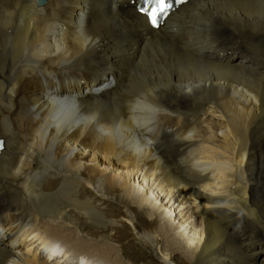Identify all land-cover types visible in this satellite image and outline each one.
<instances>
[{
  "label": "bare ground",
  "instance_id": "1",
  "mask_svg": "<svg viewBox=\"0 0 264 264\" xmlns=\"http://www.w3.org/2000/svg\"><path fill=\"white\" fill-rule=\"evenodd\" d=\"M37 7L35 0H0V39L13 25L17 35L11 54L0 55V264H50L38 261L43 254L44 261L58 255L54 263L71 259L85 264L84 254L93 264H124L113 245L91 243L77 232L73 212L66 208L72 203L109 220L107 205L79 197L83 181L105 197L116 196L127 207L117 213L124 218L131 209L156 216L149 222L163 246L150 234L141 236L155 254V244L162 246L163 263L171 264L165 258L182 250L194 264H230L223 253L227 246L243 264H264L263 238L248 227L243 233L239 219L264 208V139L252 134L260 120L264 130V60L253 54L256 66L239 53L248 49V41L255 47L258 42L256 48L264 51V0H188L156 30L148 28L129 0H47ZM35 11L45 17L37 20ZM241 18L247 25H238ZM160 45L170 47L166 56L179 67H203L209 73L173 96L146 85L129 89L136 67L150 48ZM218 49L223 55L215 53ZM37 65L45 78L36 73L20 82L21 73ZM68 68L78 69V75L66 78ZM214 72L224 77L210 74ZM83 73L103 78L97 86H87L78 80L88 77ZM232 74L249 76L251 82L227 81L234 80ZM114 79L118 87L110 92L107 84ZM149 90L167 109L149 136L152 146L133 148L98 133L101 124L126 120L128 102ZM169 148L178 150L179 160L164 156ZM56 169L58 183L43 190L45 173ZM131 179L139 183L134 186ZM189 200L196 210L191 203L185 206ZM162 208L165 217L169 214L165 222L157 220ZM176 211L180 219L195 212L178 225L188 220L192 225L195 219L199 237L194 245L173 236L168 224ZM214 211H220L218 217ZM43 215L60 226L42 222ZM57 242L67 249L57 251ZM29 246L44 252L37 248L29 256ZM137 260L129 264H139Z\"/></svg>",
  "mask_w": 264,
  "mask_h": 264
},
{
  "label": "rangeland",
  "instance_id": "2",
  "mask_svg": "<svg viewBox=\"0 0 264 264\" xmlns=\"http://www.w3.org/2000/svg\"><path fill=\"white\" fill-rule=\"evenodd\" d=\"M209 2L211 3L212 0H209ZM45 5H46V3L44 5H42V7ZM42 7L38 6L37 8H42ZM36 14H40V15H37V20H41L43 17H45V15H44L45 13H42V12L39 13V11H35V15ZM238 22H239L238 23L239 26H241V24H242V26L247 25L244 23L245 21L243 20V18L239 19ZM250 24L254 25V23H250ZM5 31H6V28L4 29V32ZM3 34H2V36H3ZM14 34H15V32H14ZM14 37L17 39V35H14ZM10 41L11 40L5 41L1 37V39H0V42H1L0 43V55H1V53L2 54H4V53L11 54L12 48L9 49L8 46H6L7 43H8L7 45L10 46ZM15 42H16V40H15ZM257 43H256V47L259 46V43L258 44ZM13 44L15 45L14 39H12V46H13ZM247 44H248V49H245V50L240 49V51H239V53H242L245 56L244 58L246 60L252 61L253 63L256 64V61L253 58V54H255L257 57L264 60V57H263L264 51L259 50L258 48H256L254 46V44H250L249 41L247 42ZM263 44H264V42L260 45V47H262ZM166 46L167 45L154 46V47L149 49V52L147 54L148 56H146V58L144 59L145 63L143 62L140 67H136L135 72H133L131 78L129 79V83H128L129 89H135L137 87H142V86L144 87L146 85L155 91L159 90L158 92H160V93H163L165 95L170 94L169 96H173V95H175V92H176L175 90H177L179 88L186 87L190 84H193V82L194 83L198 82L199 78H201L203 76L204 72L205 73L208 72V70L207 69L205 70L203 67H183L181 65L179 67L178 64L174 63L172 60H170L166 56L167 53L170 51V47L169 46L166 47ZM17 48L19 51H21V47H19L17 45ZM229 48L234 50L235 47H229ZM252 50H254L255 52H253ZM258 50H259V53H258ZM150 54H151V56H150ZM5 61L7 63L10 62L7 58ZM1 63H2V61L0 60V64ZM256 66H257V64H256ZM33 68L34 67H29L30 70ZM35 68H37V67H35ZM175 69H177L178 71ZM30 70H28V68H27L24 71L25 73L24 72H23V74L21 73V79L22 80L25 79L29 75L28 72ZM174 71L176 73H174ZM184 71H185L186 76L184 74ZM78 72H79L78 69L68 68L64 71V76L72 78V77H75L76 75H78ZM27 73H28V75H27ZM68 73H69V75H68ZM141 73H142V75L144 73V75L143 76L140 75ZM83 74L88 76V77H83V79L78 77L79 81H83V80L89 81L90 80L89 77H91V79L93 77L95 79H97L95 77L97 75H95V74H87V73H83ZM210 74H212L214 76L222 77V78L224 77L223 74H217L216 72L210 73ZM135 76L136 77L138 76V77L135 78ZM232 76L234 77L233 78L234 80H227V81L243 83V82H246V80H247L248 82H251V77H249V76H245L247 79L244 78V76L238 75V74H232ZM101 78H103V77L99 76L98 80ZM141 78L144 80H141ZM235 80H237V81H235ZM91 82L92 81H90V83ZM133 85H135L136 87ZM117 87H118V83H117V80H115V85H114L113 89H115ZM237 88H240V86H238ZM235 95H237L236 96L237 98H240L239 94H235ZM233 111H235V113H238L237 110H235V109L234 110L232 109L231 113H234ZM208 118H209V116H208ZM217 119H218L217 116L214 115L213 120H215L217 122ZM262 121L263 120H260V121H258L259 123L258 122L256 123V132L252 133L254 136L257 137L256 139H258V141H261L262 139H264V133H263L264 130H263V127H261V123H260ZM207 129L212 131L211 128H207ZM217 129L218 128H216V132H217ZM175 150H177V149L169 148L163 154L169 160H179V158H180L179 152H178V150L177 151H175ZM57 169H59V168H57ZM57 169L51 171V174H53V175L50 174V171L45 173V176L42 178V181H41V188L43 190H50V189L54 188L55 184L58 183V181H59L58 175L60 174V171H57ZM263 169H264V167H263ZM138 181L139 180L135 181V180L131 179V183L134 184V186H136L137 183H139ZM115 193H117V192H115ZM78 195L81 198L88 197L90 199H96V204L102 208H105L107 205L108 207L106 209H107V216L109 219L108 221L103 222L101 219H99L95 215L91 214L88 210H85L80 205H74L72 203L71 206L66 207V208L73 212L71 218L77 222L78 227L80 228L77 230V232H79L80 237L82 236L85 240H87L91 243H93V242L94 243L95 242L96 243H109L111 246L113 245L114 248L113 247L112 248L115 250V252L119 253V256L121 258L125 259L124 264H129V262H131L133 260L136 261L137 259H139V260H137V262L139 264H152V263H154V264H166V263L162 262V259L165 257L164 254L166 253V252L162 253L163 252L162 251L163 245L161 244V238L162 237L158 236L155 225L151 224L149 222V220L151 218L156 217L155 215L151 216V214L149 212H143V211H140V212L138 211L135 213L131 209V210H128L130 212L129 214L127 213L128 216L126 215L127 216L126 218L129 217V219H126V218H124L123 214H121V215L117 214L119 210H122V212H123L127 209V207L123 204L121 205L119 203V201L117 200L116 196L105 197V195H103V192L96 191L94 188H92L89 184H87L84 181L82 182V185L78 189ZM189 201L186 203L185 206L189 207V203L192 202V201H190V202ZM195 205H196L195 203H193V204L191 203L190 207L196 210ZM166 209H168V207ZM172 209H173V207H172ZM164 211L165 210H163V208L158 210V212L160 213V217L157 218L158 221L161 220V222H165L166 219H168L169 214L165 217ZM177 211L172 213V217H171V221H170V223H172V224L171 225L168 224L170 226V230L172 233H174L173 236L175 238L179 239L182 244L187 245V246L188 245H194V243H196V241H197V238L199 237L198 230L194 226L195 219H192V220H194L192 222V225H190V224L187 225L189 220L184 222L183 226H181V228H178V225H180L184 221V219L187 217V215L192 216V217L195 216V212L193 211L192 214H186V216L184 218L180 219L181 216L176 215ZM255 211L256 212H254V214H252L251 216L246 215V216H242L239 218L240 223L242 222V224H243V227L240 230H242V232L245 233L246 227H248L250 229L251 233H253L255 236H257L259 240H261L262 238L264 240V208L261 209L259 207ZM190 212H191V210H190ZM113 216H116V217H113ZM173 219H174V221H173ZM41 220H42V222L47 221V220L48 221L51 220L53 222V224H55L56 226H60V223L58 221L56 222V221L52 220L47 215L41 216ZM252 220H254L253 225H251ZM110 221H113L114 224H111ZM62 222H64V221H61V223ZM192 230H195V231H192ZM194 232H196V233H194ZM104 234H106L108 236L110 235L114 239L112 241H108L107 239H104L102 237ZM141 234L142 235L143 234H150L153 237H155V239H158L160 241V244L162 246L159 243L155 244L156 254H155V251L152 249V247H150V244L144 240V238L141 236ZM77 235H78V233H77ZM190 237L195 238V239L190 240L189 239ZM62 243L63 242H61V243L57 242V246H56L57 251L62 250V252H64L65 250H63V249H67L66 245H64L65 243H63L64 246L62 245ZM25 244L27 245V242ZM32 248H36V246H29L30 251L28 253H26L29 256H31V254H33V252L35 254L36 250H33ZM23 249H24V247H23ZM37 250H38V252H40V250L42 252H44V250L41 248H38ZM68 253H70V251H67V259L69 257H72ZM141 253H144L143 257H140ZM223 253H224V255L226 254L225 256L228 259V261L230 262V264H243L242 257L240 258V254L238 252H236L233 248L225 246ZM162 254L164 255V257ZM82 255H83V260H84L85 264H93V260H94L93 258H90L84 254H82ZM57 256L58 255H55V256H53V258L48 259V261L47 260L44 261V258H46V257L43 254V255H41L40 258H38V261L49 262L50 264H60V263H54L55 260H53V259ZM173 256L174 257H171V258H165V260H168V262L171 264H179V263L180 264H194L193 261L188 260L187 257H186L187 259L184 258V255L182 254V250H176L175 253L173 254ZM69 264H76V263L70 259ZM203 264H205V263H203Z\"/></svg>",
  "mask_w": 264,
  "mask_h": 264
},
{
  "label": "clouds",
  "instance_id": "3",
  "mask_svg": "<svg viewBox=\"0 0 264 264\" xmlns=\"http://www.w3.org/2000/svg\"><path fill=\"white\" fill-rule=\"evenodd\" d=\"M127 108L126 120L115 124H101L97 128L98 133L111 142H130L133 148L152 146L153 141L149 136L155 132L161 115L167 109L154 98L151 90L133 97Z\"/></svg>",
  "mask_w": 264,
  "mask_h": 264
},
{
  "label": "snow or ice",
  "instance_id": "4",
  "mask_svg": "<svg viewBox=\"0 0 264 264\" xmlns=\"http://www.w3.org/2000/svg\"><path fill=\"white\" fill-rule=\"evenodd\" d=\"M182 3L183 0H175ZM171 7L169 0H145L143 7L139 9L142 14H146L151 26L158 27L160 18L167 14V10Z\"/></svg>",
  "mask_w": 264,
  "mask_h": 264
}]
</instances>
